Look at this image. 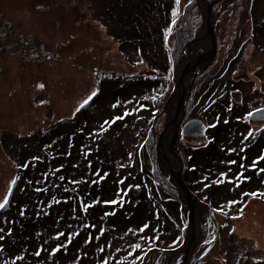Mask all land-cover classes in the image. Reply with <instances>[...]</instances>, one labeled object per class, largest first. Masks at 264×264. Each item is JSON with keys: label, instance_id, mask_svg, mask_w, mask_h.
<instances>
[{"label": "trees", "instance_id": "1", "mask_svg": "<svg viewBox=\"0 0 264 264\" xmlns=\"http://www.w3.org/2000/svg\"><path fill=\"white\" fill-rule=\"evenodd\" d=\"M257 3L251 0L246 17L243 2L221 13L217 24H229L228 29L249 24L248 51L242 46L235 57L228 54L225 74L208 77L196 101L190 99L186 106V119H196L195 111L202 116L206 140L196 145L179 136L183 180L210 211L226 204L220 210L232 214L215 226L216 240L196 251L191 264H264V253L258 251L255 240V232L262 236L264 232V197L260 195L264 194V123L248 122L251 112L264 109V67L254 76L248 71L245 77H231L234 65L243 64V71L251 69V61H240L244 52L253 49L264 56V6L257 21ZM195 6L189 0L173 24L163 75L122 87L114 88V82L111 87L106 82L100 85L92 103L95 115L83 112L75 118L87 115L93 123L75 126L77 132L69 140L61 138L58 130L54 148L43 154V160L32 157L25 141L13 139L10 155L16 174L4 198L7 203L0 208V264H148L155 256L180 247L188 210L176 188L158 172L153 127L172 94L173 70L183 49L202 25ZM145 34L131 26L127 44L134 46L130 39L138 37L145 41ZM136 89L149 106L138 121L133 120L131 109L122 110L132 106L124 100ZM256 125L260 131H254ZM258 208L262 229L246 239L241 220L249 210L261 214ZM220 237L229 241L221 252L222 263L219 257L216 262L206 254ZM240 252L247 258L239 260Z\"/></svg>", "mask_w": 264, "mask_h": 264}, {"label": "rangeland", "instance_id": "2", "mask_svg": "<svg viewBox=\"0 0 264 264\" xmlns=\"http://www.w3.org/2000/svg\"><path fill=\"white\" fill-rule=\"evenodd\" d=\"M262 1L258 0L259 4L257 3L258 6L255 8L254 15L257 21L262 16L264 6ZM188 2L189 0H170V4L169 0H0V203H3L5 196L10 193L16 174L10 155V151L13 150L10 149L13 139L25 141L27 144L24 146L29 148L28 152L32 157L38 156L42 159L43 154L48 155L49 149L54 148L52 143L58 135V130L59 134L61 132V138L68 137L69 140L77 132L75 126L93 123L88 120L87 115L75 118L79 114L83 115V112L94 113L92 103L95 91L100 85L106 82L111 87V82H114V88L122 87L134 80L153 81L158 73L163 75L162 65L165 64L171 43L169 33L172 32L175 20ZM242 2L246 7L243 11L246 17L251 0H221L215 6L214 13H219L221 9L224 12L229 6L234 7L233 4L238 6ZM198 14L200 15V12ZM244 25L233 24L232 28L228 29L229 24L216 23V35L219 34L216 53L197 76L198 78L201 75V79L198 82L197 78L195 79L189 100L196 101L199 93L209 82L208 77L219 73L225 74V67L229 62L228 54L231 58L235 57L242 46H246L244 49L248 51L245 37L248 36L249 24ZM131 26H137L146 33L145 41L138 37L136 40L130 39L134 46L127 44L129 42L127 33ZM200 28L197 31H200ZM186 47L188 46L185 45L183 52ZM204 52L201 49L200 56ZM244 54L246 56L240 61L246 63L251 61L248 62L251 69L243 71V64L234 65L231 69V77L234 79L243 75L245 77L248 71L250 76H254V72L264 67V56L257 50L254 52L250 49L249 54L245 52ZM140 55L151 59V63L139 57ZM179 63L180 61L173 70V89L174 73ZM197 63L189 67L188 76L203 68L206 59L199 67ZM206 69L207 76L203 75ZM140 72L141 75L136 74ZM262 73L263 71L259 72ZM255 83L259 85L257 81ZM132 92L133 94L124 100V104L129 103L132 106L122 110L131 109L133 120H142L149 111V106L142 103L145 95L140 98L139 90ZM236 97L239 98L240 95L237 94ZM169 103L167 101L163 109H167ZM186 110L185 108L183 125L191 120L203 123L202 116L196 111L193 112L196 119L189 116V119H186ZM252 113L248 116V122L264 123L251 121ZM164 116L161 112L154 119V133L161 132ZM253 129L257 132L261 127L256 125ZM185 138L196 145L206 140L198 136ZM180 142L178 138L177 147L181 156ZM184 143L188 141L184 140ZM222 206L226 207V204L216 209L212 207L211 213L208 212V218L201 225L200 245L196 251L216 240L215 226L218 227L222 221L232 218L231 212L220 210ZM227 211H231V208H227ZM261 219L262 215L259 212L258 215L253 210L246 212L245 220H241L246 239H251L253 231L262 229ZM213 224L215 230L212 234ZM255 233V240L259 243L258 251L263 254L264 232L263 236L261 233ZM228 243L226 238L220 237L214 244L215 248L211 246L212 249L209 248L206 254L214 261L219 257L222 263L223 249ZM245 246L247 247V244ZM169 254L166 252L155 256L148 264H165ZM246 258L243 252L239 253V260ZM181 261L182 256H177V264Z\"/></svg>", "mask_w": 264, "mask_h": 264}, {"label": "water", "instance_id": "3", "mask_svg": "<svg viewBox=\"0 0 264 264\" xmlns=\"http://www.w3.org/2000/svg\"><path fill=\"white\" fill-rule=\"evenodd\" d=\"M221 0H215L209 2L208 0H195L196 7L200 12L202 18V26L205 38L211 40V47L203 53L199 58L187 61V48H185L182 56L180 58L179 66H177L174 75V89L169 98V102H176V109L172 115L166 113L167 109H163L164 113V123L161 132L155 133L156 143H155V158L156 165L159 173L164 177L169 183H171L177 190V194L181 204L188 210V225L185 230V236L182 242V245L168 253H175L177 256H182V261L180 264H191L194 253L199 247L198 232L200 229L196 230V207L197 205H203L201 201L189 190L185 184L182 177L183 164L180 159L179 149L177 147V141L179 135L183 138L198 136L204 138L206 136V127L204 123L198 120H191L183 123L185 116V108L187 102L190 98L191 89L194 84L197 76L202 73V71L207 67L210 61L213 59V56L216 53L217 49V35H216V23L223 12V9L217 14H215V6ZM195 40H190L187 42L186 46L194 42ZM206 59V64L203 68L197 69L194 73L188 76L189 67L192 66L195 62ZM179 67V69H178ZM169 103V104H170ZM251 121H263L264 122V109H259L254 111L250 115ZM170 135L168 143V150H166V138L167 135ZM170 153L171 156L175 159L177 165H173L168 161L166 155ZM204 206V205H203ZM206 208V206H204ZM202 225V224H201ZM178 253V254H177Z\"/></svg>", "mask_w": 264, "mask_h": 264}, {"label": "bare ground", "instance_id": "4", "mask_svg": "<svg viewBox=\"0 0 264 264\" xmlns=\"http://www.w3.org/2000/svg\"><path fill=\"white\" fill-rule=\"evenodd\" d=\"M193 39L195 41L192 42L191 44H189L188 48H187L188 49L187 50V53H188L187 61L194 60L197 57L199 58L201 49H203L204 51H207L211 47V40L209 38H205V34H204L203 30L202 31L201 30L196 31ZM202 63H204V60L199 61L197 63V66L199 67ZM193 70H195V69H193ZM175 109H176V102L172 101L168 105L166 113L168 115H172L174 113ZM170 138H171V136L168 134L167 138H166V142H165L166 150H168V143H169ZM165 155H166V158L168 159L169 162H171L173 165H177L175 159L171 156L170 153L167 152V154H165ZM199 201H201V200H199ZM201 203L204 206H206V208L203 205H197V207H196V225H197L196 230L201 229V224H203L205 219L208 218V212L211 213L209 207L207 205H205L202 201H201ZM258 210L261 212V215H262V210L260 208H258ZM202 218H203V220H202ZM198 239H201V233H199V232H198ZM165 264H177V255L175 253L169 254L168 258L165 261Z\"/></svg>", "mask_w": 264, "mask_h": 264}, {"label": "snow or ice", "instance_id": "5", "mask_svg": "<svg viewBox=\"0 0 264 264\" xmlns=\"http://www.w3.org/2000/svg\"><path fill=\"white\" fill-rule=\"evenodd\" d=\"M41 87H43L42 85H41ZM117 119H121V117H118ZM261 159H264V157H261ZM234 163V162H233ZM250 195H256L255 193H253V194H250ZM262 197H264V194H260ZM7 203V200H5L4 201V203H0V208H3L4 207V205ZM242 211V210H241ZM137 247H139V246H137Z\"/></svg>", "mask_w": 264, "mask_h": 264}, {"label": "clouds", "instance_id": "6", "mask_svg": "<svg viewBox=\"0 0 264 264\" xmlns=\"http://www.w3.org/2000/svg\"><path fill=\"white\" fill-rule=\"evenodd\" d=\"M179 136H181V134L179 135ZM182 137V136H181ZM179 248V247H178Z\"/></svg>", "mask_w": 264, "mask_h": 264}]
</instances>
